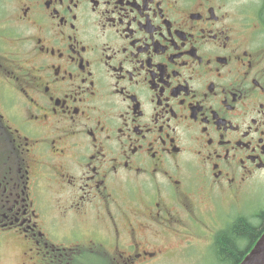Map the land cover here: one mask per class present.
<instances>
[{
	"label": "flooded vegetation",
	"instance_id": "1",
	"mask_svg": "<svg viewBox=\"0 0 264 264\" xmlns=\"http://www.w3.org/2000/svg\"><path fill=\"white\" fill-rule=\"evenodd\" d=\"M244 203L264 0H0V264H142L264 220Z\"/></svg>",
	"mask_w": 264,
	"mask_h": 264
},
{
	"label": "trees",
	"instance_id": "2",
	"mask_svg": "<svg viewBox=\"0 0 264 264\" xmlns=\"http://www.w3.org/2000/svg\"><path fill=\"white\" fill-rule=\"evenodd\" d=\"M260 216L264 218V212L260 213ZM263 221L254 224L246 218H241L230 223L215 239L219 259L227 264H237L260 235L261 232H257L263 227Z\"/></svg>",
	"mask_w": 264,
	"mask_h": 264
},
{
	"label": "rangeland",
	"instance_id": "3",
	"mask_svg": "<svg viewBox=\"0 0 264 264\" xmlns=\"http://www.w3.org/2000/svg\"><path fill=\"white\" fill-rule=\"evenodd\" d=\"M264 204V203H262ZM175 237V236H174ZM176 238V237H175ZM15 241H17L16 238H12ZM190 241H192V244L188 243V247L186 249H183L182 251L179 252V254H175V255H171L163 258L160 257L155 261H151L147 264H195L196 261H200L202 264H217L216 263V258H214V256L211 254H208L207 256H199V250H201L202 247V237L199 236V238H188ZM171 240H178V239H174L171 238ZM181 242V240H180ZM200 244L201 247H197V245ZM196 245V247H195ZM242 246V244H241ZM16 249V245H14V243L8 242L6 241L4 244V248H3V256L4 258L8 259L9 258V262L7 264H16V260L14 258H11V256L14 253V250ZM92 264H105L106 263V258L102 257V256H91V260H90ZM6 263V262H5Z\"/></svg>",
	"mask_w": 264,
	"mask_h": 264
},
{
	"label": "water",
	"instance_id": "4",
	"mask_svg": "<svg viewBox=\"0 0 264 264\" xmlns=\"http://www.w3.org/2000/svg\"><path fill=\"white\" fill-rule=\"evenodd\" d=\"M238 264H264V231Z\"/></svg>",
	"mask_w": 264,
	"mask_h": 264
}]
</instances>
